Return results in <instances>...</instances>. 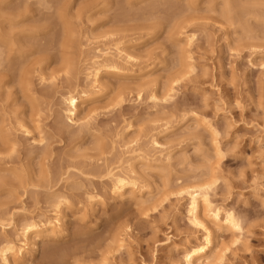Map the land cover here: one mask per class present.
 <instances>
[{
  "label": "rangeland",
  "instance_id": "1",
  "mask_svg": "<svg viewBox=\"0 0 264 264\" xmlns=\"http://www.w3.org/2000/svg\"><path fill=\"white\" fill-rule=\"evenodd\" d=\"M194 185L264 264V0H0V264H185Z\"/></svg>",
  "mask_w": 264,
  "mask_h": 264
},
{
  "label": "bare ground",
  "instance_id": "2",
  "mask_svg": "<svg viewBox=\"0 0 264 264\" xmlns=\"http://www.w3.org/2000/svg\"><path fill=\"white\" fill-rule=\"evenodd\" d=\"M116 49H117L116 53H118L117 52L118 48H116ZM119 52H121V51L119 50ZM107 53H108V51H106V54ZM106 58L109 59V58H111V56L106 57ZM104 60H107V59H104ZM94 62H96V61H94ZM103 66H105V65H103ZM109 66H111V65H109ZM95 68H97V67H95ZM95 72H97V71H95ZM95 74H98V73H95ZM94 77H95V75H94ZM95 79H97V77H95ZM95 79H94V81H95ZM76 102L77 101L75 100L74 97L69 96V98H68V113L71 115L75 114V111L77 109L76 108L77 107ZM110 176H112V175H110ZM125 177H126V175H125ZM125 177L122 175V173H119V174L116 173L115 175L113 174L112 190L114 191L113 193H115L117 196H122L123 191H124L123 188L127 184V182L129 181L128 179H127L128 181H126ZM133 183H135V182H133ZM197 187L198 186L196 185L193 188L194 190H191L189 192V196H190L189 213L191 215L192 221L194 222L193 224H198L200 226V229H201L203 236L201 237L199 243L197 242V244H195V243L189 244L185 248V250L183 251V255H184L185 264H211L214 261L211 260L212 256L209 257L208 253H209V248L214 244L213 243L214 232L220 231V230L222 231L223 227L224 228L225 227L230 228L231 230H234V231L239 230V223H238L237 219L231 213H229V212L223 213L220 206H215L211 203V200L209 199V196H208V193L206 190L207 187L205 188V186H204L205 189H202V188L197 189ZM55 219H56L55 223H50L47 227L44 226L45 227L44 231L49 236H54L58 232H60L59 228L61 225L60 226L57 225V224H59L58 223L59 219L58 218H55ZM205 219H209L214 223V224L213 223L212 224L214 225V229H216L215 231H212V228H211L212 225L208 226L209 224H207L208 223L207 221H206L207 223H204ZM42 225H43L42 223L37 224V225H33V223H29L25 227L32 228V229L34 228L35 230L36 229L41 230V229H43L41 227ZM41 231H43V230H41ZM38 234H40V233H38ZM20 249H21V247H20ZM209 260L211 261L210 263H209ZM215 264H217V263H215Z\"/></svg>",
  "mask_w": 264,
  "mask_h": 264
}]
</instances>
